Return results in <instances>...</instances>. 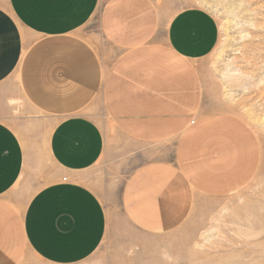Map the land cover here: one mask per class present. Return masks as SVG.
Wrapping results in <instances>:
<instances>
[{"label":"crops","instance_id":"obj_1","mask_svg":"<svg viewBox=\"0 0 264 264\" xmlns=\"http://www.w3.org/2000/svg\"><path fill=\"white\" fill-rule=\"evenodd\" d=\"M96 15L98 29L87 30ZM219 38L217 19L197 5L172 13L161 0H0V264H19L27 248L47 264L99 249L109 213L80 175L107 151L102 112L152 156L174 153L123 180V213L145 234L182 225L197 193L248 180L245 122L202 105L197 63ZM19 100L50 125L47 163L4 120ZM38 175L53 180L30 195L24 186Z\"/></svg>","mask_w":264,"mask_h":264},{"label":"rangeland","instance_id":"obj_2","mask_svg":"<svg viewBox=\"0 0 264 264\" xmlns=\"http://www.w3.org/2000/svg\"><path fill=\"white\" fill-rule=\"evenodd\" d=\"M174 13L201 6L217 19L220 38L213 53L197 66L202 105L209 111L233 113L245 122L248 180L232 191L197 193L192 214L178 228L145 234L126 219L120 197L123 180L139 163L156 158L146 147L112 129L109 118L99 116L107 129L103 158L80 176L105 203L109 230L89 258L76 264H264V0H161ZM97 15L87 30H97ZM7 120L38 155L47 161L50 125L23 100ZM155 149L158 147L154 146ZM163 149V148H161ZM51 174L58 173L50 166ZM52 176L38 175L24 190L32 195ZM19 264H47L27 248Z\"/></svg>","mask_w":264,"mask_h":264}]
</instances>
